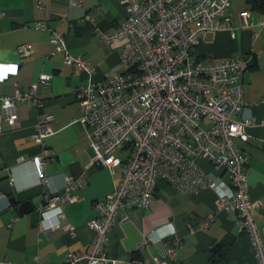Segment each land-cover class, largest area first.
<instances>
[{"label": "crops", "instance_id": "0c3cea01", "mask_svg": "<svg viewBox=\"0 0 264 264\" xmlns=\"http://www.w3.org/2000/svg\"><path fill=\"white\" fill-rule=\"evenodd\" d=\"M122 2L82 0L79 5H71V0H0V67L18 64L17 74L0 77V118L2 96H12L16 90L28 91L42 74L52 76L47 84L37 85L35 96L41 106L20 103L16 125L4 122L0 132V179L12 170V186L18 199L29 200L33 206L32 211L19 214V205L11 204L0 189L1 262L63 264L69 253H85L95 237L89 224L98 216L96 204L115 191L122 171L117 168L113 173L108 167L91 163L87 128L77 122L84 110L72 90L114 75L129 41L106 44L98 31L112 32L124 23L126 10ZM246 10L255 21L264 20V12L252 10L247 0H232L228 15L236 28L235 36L229 31L207 33L197 56L203 61L228 57L247 61L244 99L252 106L243 114L254 121L247 127L248 138L235 141L245 155L250 197L263 203L255 215L263 236L264 27H241L240 15ZM54 32L63 36L71 56H81L92 64V76L65 63L64 51L57 50L51 42ZM22 44L32 45L31 54L19 53ZM3 71L0 69V75ZM42 115L53 116L50 127L55 131L47 139V147L54 151L44 167L47 187L32 161L43 150L33 137ZM236 119H242V114ZM202 166L214 179H227L211 163L202 161ZM68 177L81 179L73 192L77 200L65 206L61 221L75 226L74 237L60 228L48 229L56 222L55 212L45 220L41 215L46 190L63 193ZM128 213V220L112 227L106 247L107 255L123 264L154 262L155 258L168 259L169 264H259L251 238L243 231L242 219L230 211L218 210L213 190L187 195L161 181L148 208ZM210 214H215L214 220L201 228V222ZM149 234L157 242L142 246ZM227 236L233 237L231 242L213 251ZM178 242L181 247L173 261L167 257L166 249Z\"/></svg>", "mask_w": 264, "mask_h": 264}, {"label": "built area", "instance_id": "2783aa9c", "mask_svg": "<svg viewBox=\"0 0 264 264\" xmlns=\"http://www.w3.org/2000/svg\"><path fill=\"white\" fill-rule=\"evenodd\" d=\"M81 2L71 0V5ZM122 3L124 23L112 32L98 31L106 44L129 41L114 75L72 90L84 110L76 121L87 128L91 163L108 167L113 173L120 168L122 176L115 191L96 204L98 216L89 224L95 237L88 250L69 253L63 264H123L107 255L109 233L118 222L129 219V211L148 208L161 181L187 195L213 190L217 209L240 216L258 262L264 264V239L255 221L263 203L250 197L245 155L235 141L248 138L247 127L254 121L243 114L252 106L244 99L243 75L248 64L241 57L209 61L197 57L207 33L229 31L235 36L236 28L228 15L232 0ZM240 23L243 28L264 27V20L255 21L248 10L241 13ZM51 42L64 51L65 63L92 76L95 68L81 56H71L59 32H54ZM18 51L29 55L32 45L22 44ZM0 69L4 70L1 79L6 78L17 74L18 64H5ZM51 78L42 74L28 91L2 96L0 132L4 122L16 125L20 103L41 106L35 96L37 85L47 84ZM240 114L242 119H236ZM52 120L51 115L40 116L33 135L43 150L32 161L46 187L44 167L54 155L47 147V139L55 134L50 127ZM120 152L125 155H118ZM202 161L221 170L227 179H214ZM80 185L81 179L68 177L63 193L46 190L42 218L47 219L51 212L56 214L49 230L60 228L72 237L76 235L75 226L61 221L65 206L77 200L73 192ZM214 217L210 214L200 227H207ZM150 242H157L151 234L142 246ZM180 247V242L167 247V257L176 261ZM139 264H169V260L155 258L154 262L144 260Z\"/></svg>", "mask_w": 264, "mask_h": 264}, {"label": "water", "instance_id": "95a60500", "mask_svg": "<svg viewBox=\"0 0 264 264\" xmlns=\"http://www.w3.org/2000/svg\"><path fill=\"white\" fill-rule=\"evenodd\" d=\"M13 171L9 170L7 176L0 179V189L5 196H8V200L11 204L19 205V214H23L33 210V206L29 200L20 201L17 197L16 189L12 186V175ZM14 191V193H13ZM32 207V208H31ZM232 236H227L223 241L216 244L213 251H216L218 248L223 247L231 242ZM263 239H264V230H263Z\"/></svg>", "mask_w": 264, "mask_h": 264}, {"label": "trees", "instance_id": "16d2710c", "mask_svg": "<svg viewBox=\"0 0 264 264\" xmlns=\"http://www.w3.org/2000/svg\"><path fill=\"white\" fill-rule=\"evenodd\" d=\"M247 3L250 5L252 10L264 12V0H247ZM223 259L224 257H222V260Z\"/></svg>", "mask_w": 264, "mask_h": 264}, {"label": "rangeland", "instance_id": "374dc122", "mask_svg": "<svg viewBox=\"0 0 264 264\" xmlns=\"http://www.w3.org/2000/svg\"><path fill=\"white\" fill-rule=\"evenodd\" d=\"M118 155H120V156H124L125 155V153L123 152H120Z\"/></svg>", "mask_w": 264, "mask_h": 264}, {"label": "snow or ice", "instance_id": "6c2138e0", "mask_svg": "<svg viewBox=\"0 0 264 264\" xmlns=\"http://www.w3.org/2000/svg\"><path fill=\"white\" fill-rule=\"evenodd\" d=\"M9 71H14V69H9Z\"/></svg>", "mask_w": 264, "mask_h": 264}]
</instances>
